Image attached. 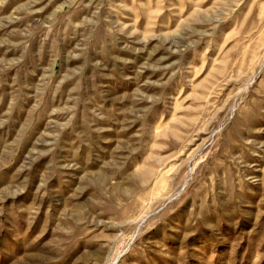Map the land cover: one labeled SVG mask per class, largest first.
I'll use <instances>...</instances> for the list:
<instances>
[{"label":"rangeland","instance_id":"1","mask_svg":"<svg viewBox=\"0 0 264 264\" xmlns=\"http://www.w3.org/2000/svg\"><path fill=\"white\" fill-rule=\"evenodd\" d=\"M0 264H264V0H0Z\"/></svg>","mask_w":264,"mask_h":264}]
</instances>
